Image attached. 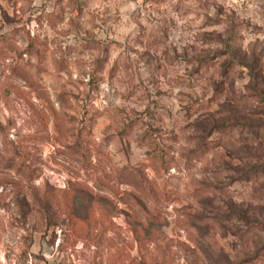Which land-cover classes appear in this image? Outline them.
I'll list each match as a JSON object with an SVG mask.
<instances>
[{"label": "rangeland", "instance_id": "374dc122", "mask_svg": "<svg viewBox=\"0 0 264 264\" xmlns=\"http://www.w3.org/2000/svg\"><path fill=\"white\" fill-rule=\"evenodd\" d=\"M0 264H264V0H0Z\"/></svg>", "mask_w": 264, "mask_h": 264}]
</instances>
